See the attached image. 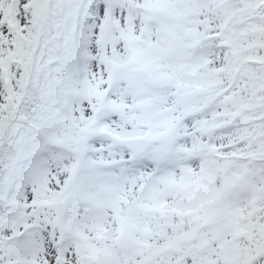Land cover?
<instances>
[{
	"label": "snow or ice",
	"instance_id": "1",
	"mask_svg": "<svg viewBox=\"0 0 264 264\" xmlns=\"http://www.w3.org/2000/svg\"><path fill=\"white\" fill-rule=\"evenodd\" d=\"M0 264H264V0H0Z\"/></svg>",
	"mask_w": 264,
	"mask_h": 264
}]
</instances>
